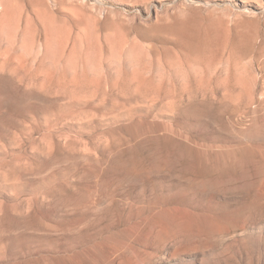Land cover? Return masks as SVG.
I'll return each mask as SVG.
<instances>
[{"label": "rangeland", "instance_id": "374dc122", "mask_svg": "<svg viewBox=\"0 0 264 264\" xmlns=\"http://www.w3.org/2000/svg\"><path fill=\"white\" fill-rule=\"evenodd\" d=\"M0 264H264V0H0Z\"/></svg>", "mask_w": 264, "mask_h": 264}]
</instances>
